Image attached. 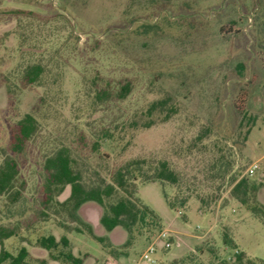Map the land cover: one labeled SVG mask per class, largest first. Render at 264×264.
Returning <instances> with one entry per match:
<instances>
[{
    "label": "rangeland",
    "instance_id": "374dc122",
    "mask_svg": "<svg viewBox=\"0 0 264 264\" xmlns=\"http://www.w3.org/2000/svg\"><path fill=\"white\" fill-rule=\"evenodd\" d=\"M32 64L43 68L40 82L22 88ZM124 84L125 99L98 97ZM161 100L166 105L149 116ZM25 114L38 131L16 156L22 197L10 204L0 196V226L19 230L4 241L11 254L24 246L58 264L35 242L65 236L83 264H131L170 230L178 239L154 264H220L239 250L264 264L263 220L230 197L253 163L258 170L246 178L264 192V0H0V164ZM61 147L87 185L109 182L129 161L167 162L176 185L136 184L135 197L160 229L134 232L126 246L128 233L106 232L92 202L81 208V224L51 209L41 220L42 162ZM68 195L67 187L56 199ZM182 199L184 207L169 208ZM223 234L236 250L222 245Z\"/></svg>",
    "mask_w": 264,
    "mask_h": 264
},
{
    "label": "trees",
    "instance_id": "16d2710c",
    "mask_svg": "<svg viewBox=\"0 0 264 264\" xmlns=\"http://www.w3.org/2000/svg\"><path fill=\"white\" fill-rule=\"evenodd\" d=\"M42 74L43 68L40 64L27 66L22 73L21 87L38 84ZM129 92L130 86L124 84L117 90L102 91L99 92L100 95L99 93L97 95L123 100ZM165 105V100L153 102L148 107L147 114L151 116L158 109H163ZM169 113L164 115V119L169 117ZM149 125L145 123L143 127H149ZM37 131L38 123L32 114H25L17 121L15 128L10 130L7 153L3 154L0 164V196H3L10 204H15L21 199L25 187L24 181L20 178L16 156L32 141ZM104 137L108 135L105 134ZM42 170L44 180L42 210L39 212L41 220L45 221L44 219L49 217L46 210L51 209L56 217L64 215L68 221L81 224L78 211L84 204L92 202L101 209L99 224L106 232L120 227L128 233L129 240L126 241V246L131 244L134 232L141 234V231L151 232L154 229H160L158 216L150 208L139 203L135 197L137 182L159 181L176 185L178 180L175 172L165 161L146 163L144 160H133L117 168L112 173L109 182L100 181L97 184L87 185L82 179L81 172L76 168L75 160L67 147H61L46 154L42 162ZM67 187L69 188L68 197L59 202L56 198ZM258 189L259 186L250 182L246 177H241L231 187L230 197L264 222V206L257 202L255 195ZM250 198L253 201L249 204ZM185 202V199L178 202L168 201V206L171 209L182 208ZM86 228L87 233L105 247V238L96 236L89 226ZM74 231L80 232L78 228ZM18 235L17 228L0 226V264H48L46 259L32 258L24 246L20 247L15 255L5 250L4 241L18 237ZM222 245L230 250L237 249L226 234H223ZM35 246L46 252L48 259L54 263L83 264V258L74 256L69 250V241L65 236H61L58 240L52 235L41 236L36 240ZM220 264L255 263L239 251L235 252L230 260H224Z\"/></svg>",
    "mask_w": 264,
    "mask_h": 264
},
{
    "label": "built area",
    "instance_id": "2783aa9c",
    "mask_svg": "<svg viewBox=\"0 0 264 264\" xmlns=\"http://www.w3.org/2000/svg\"><path fill=\"white\" fill-rule=\"evenodd\" d=\"M258 170L256 163L251 164L245 171L246 177H251ZM180 212L177 214L179 215ZM177 236L170 230H162L158 232L149 243L145 246L139 257L131 264H154L153 256L160 250H168L173 241L177 240Z\"/></svg>",
    "mask_w": 264,
    "mask_h": 264
},
{
    "label": "crops",
    "instance_id": "0c3cea01",
    "mask_svg": "<svg viewBox=\"0 0 264 264\" xmlns=\"http://www.w3.org/2000/svg\"><path fill=\"white\" fill-rule=\"evenodd\" d=\"M256 200L261 204V205H263L264 206V192L261 190V191H258L257 193H256ZM84 206V205H83ZM82 206V207H83ZM81 207V208H82ZM81 208L79 209V211H78V215H79V217L81 216V213L82 212H80V210H81ZM83 216L84 217H86V216H88V214H87V212H84L83 213ZM113 230H115V229H113ZM112 230V231H113ZM111 231V232H112ZM108 233H110V232H108ZM234 242V241H233ZM235 244V243H234ZM236 245V244H235ZM239 250V249H238ZM240 251V250H239Z\"/></svg>",
    "mask_w": 264,
    "mask_h": 264
}]
</instances>
